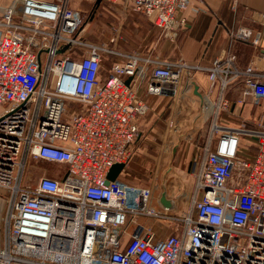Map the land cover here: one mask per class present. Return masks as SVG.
Returning a JSON list of instances; mask_svg holds the SVG:
<instances>
[{
  "label": "built area",
  "instance_id": "obj_1",
  "mask_svg": "<svg viewBox=\"0 0 264 264\" xmlns=\"http://www.w3.org/2000/svg\"><path fill=\"white\" fill-rule=\"evenodd\" d=\"M71 1L0 0V264H264L263 123L213 124L194 154L183 212L166 207L155 185L106 183L111 166L133 156L138 117L150 109L140 94L148 76L150 93L176 94L207 70L210 92L220 90L217 116L230 110L236 81L243 100L264 99V64L242 68L228 52L202 66L92 42L80 36L84 13ZM131 2L174 39L191 0ZM262 31L242 25L229 35L259 47ZM34 159L65 173L34 181ZM149 219L174 227L159 235Z\"/></svg>",
  "mask_w": 264,
  "mask_h": 264
},
{
  "label": "crops",
  "instance_id": "obj_2",
  "mask_svg": "<svg viewBox=\"0 0 264 264\" xmlns=\"http://www.w3.org/2000/svg\"><path fill=\"white\" fill-rule=\"evenodd\" d=\"M72 0L75 7L84 12V24L80 29V36L92 42L112 44L122 51H139L153 53L165 58L183 57L188 62L209 66L211 62L225 53L232 52L237 55L238 64L245 68L254 59L264 64V0H191L189 6L178 11V19L186 20L177 32L174 39L168 38L163 31L154 25L149 18L133 7L131 0ZM245 25L252 28L253 33L262 29L259 47L251 41L231 38L229 33L236 31ZM177 56V57H174ZM149 76L140 88L141 96L150 104V112H160L166 109V103L171 99L169 86H165L162 94L148 91ZM242 80L234 82L226 95L230 101V110L220 111L215 116V109L220 97L218 88L210 92V80L205 69L191 73L184 81L186 92L191 89L193 96L198 98L199 104H203V118L209 119L208 126L202 127V135H205L206 143L213 134L212 126L215 122L239 127L245 125L255 128L258 124H264V99L257 101L243 100ZM192 84V87L189 86ZM198 90V91H196ZM208 111V112H207ZM208 113V114H206ZM138 117L140 131L143 125L148 123L149 115ZM248 143H254L248 140ZM203 143V144H204ZM186 147L187 174H192V160L198 150ZM255 148L245 153L253 154ZM128 165V164H127ZM126 165V167H127ZM40 175L46 173L49 176L61 177L62 172L56 171L53 164H43ZM65 169L64 165L58 164ZM120 178H124V171ZM185 172V173H186ZM194 177V176H193ZM190 179H187L185 189L178 191L176 187L166 189L167 196L174 205H178L181 198L191 197ZM195 181V179H194ZM149 221V220H148ZM154 222V223H153ZM152 226L158 225L157 221L150 220Z\"/></svg>",
  "mask_w": 264,
  "mask_h": 264
},
{
  "label": "rangeland",
  "instance_id": "obj_3",
  "mask_svg": "<svg viewBox=\"0 0 264 264\" xmlns=\"http://www.w3.org/2000/svg\"><path fill=\"white\" fill-rule=\"evenodd\" d=\"M88 8L84 6L83 13L87 12ZM189 87L191 88L192 84ZM166 105L164 111L146 113L150 119L147 124L143 125L139 138L133 144V156L127 163L123 175L128 180L127 182L136 185H155L156 195L166 192V189L171 187L182 191L189 178L192 183V197L195 181L193 175L186 172L188 168L186 147L192 146L195 150L203 145L206 136L202 135V127L204 125L207 127L210 120L206 119L207 117L203 118V112H205L202 108L203 104H199L198 98L193 96L191 89L186 92L184 83L176 94H171V99ZM46 163L53 164L54 169L61 171L64 175L65 169L62 166L59 167L58 163L34 159L33 165L29 164L27 170V173L34 172V181L40 174V169L35 166L42 168V165ZM181 197L178 205H175L174 212L180 213L190 207L191 197L189 199ZM150 220L153 219L146 221L147 227L156 229L159 235L169 234L174 227L173 223L165 221H157L159 226H152Z\"/></svg>",
  "mask_w": 264,
  "mask_h": 264
},
{
  "label": "water",
  "instance_id": "obj_4",
  "mask_svg": "<svg viewBox=\"0 0 264 264\" xmlns=\"http://www.w3.org/2000/svg\"><path fill=\"white\" fill-rule=\"evenodd\" d=\"M198 91V90H196ZM126 167L125 163H115L111 166L108 174H107V180L106 183H108L110 180H115L118 177H120V174ZM161 202L166 206V207H172V201L167 197L166 192H163L161 194Z\"/></svg>",
  "mask_w": 264,
  "mask_h": 264
},
{
  "label": "trees",
  "instance_id": "obj_5",
  "mask_svg": "<svg viewBox=\"0 0 264 264\" xmlns=\"http://www.w3.org/2000/svg\"><path fill=\"white\" fill-rule=\"evenodd\" d=\"M252 148H256L255 143H252V144L249 143V151H250Z\"/></svg>",
  "mask_w": 264,
  "mask_h": 264
}]
</instances>
